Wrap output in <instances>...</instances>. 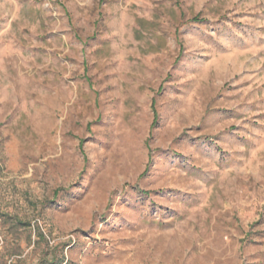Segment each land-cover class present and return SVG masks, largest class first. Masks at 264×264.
I'll return each mask as SVG.
<instances>
[{
    "label": "rangeland",
    "instance_id": "obj_1",
    "mask_svg": "<svg viewBox=\"0 0 264 264\" xmlns=\"http://www.w3.org/2000/svg\"><path fill=\"white\" fill-rule=\"evenodd\" d=\"M0 264H264V0H0Z\"/></svg>",
    "mask_w": 264,
    "mask_h": 264
},
{
    "label": "trees",
    "instance_id": "obj_2",
    "mask_svg": "<svg viewBox=\"0 0 264 264\" xmlns=\"http://www.w3.org/2000/svg\"><path fill=\"white\" fill-rule=\"evenodd\" d=\"M176 2H178V0H176ZM192 19H193V20H198V17H197V16H194ZM151 107H153V101L151 102ZM155 120H156V112L153 110V120H152V122H151L150 127H152V126L155 124ZM145 170H146V169H145ZM143 173H144V172H143ZM143 173H142V174H143ZM36 228H37V230H38L39 235H40L41 237H43V234H42L41 231L39 230V227L37 226Z\"/></svg>",
    "mask_w": 264,
    "mask_h": 264
}]
</instances>
